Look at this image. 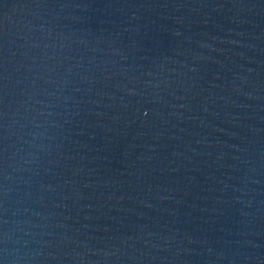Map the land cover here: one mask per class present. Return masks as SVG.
Wrapping results in <instances>:
<instances>
[{
    "label": "water",
    "instance_id": "obj_1",
    "mask_svg": "<svg viewBox=\"0 0 264 264\" xmlns=\"http://www.w3.org/2000/svg\"><path fill=\"white\" fill-rule=\"evenodd\" d=\"M0 264H264V0H0Z\"/></svg>",
    "mask_w": 264,
    "mask_h": 264
}]
</instances>
